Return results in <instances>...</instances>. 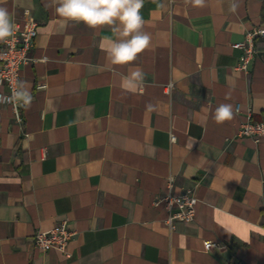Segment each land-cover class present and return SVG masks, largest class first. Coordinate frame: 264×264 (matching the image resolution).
<instances>
[{"label":"crops","instance_id":"0c3cea01","mask_svg":"<svg viewBox=\"0 0 264 264\" xmlns=\"http://www.w3.org/2000/svg\"><path fill=\"white\" fill-rule=\"evenodd\" d=\"M0 7L38 24L20 71L32 102L19 117L0 103V264H264V136L239 135L264 122V42L247 70L234 45L264 27L263 0H144L151 44L123 66L107 60L109 28L51 0ZM135 67L144 79L129 84ZM222 103L234 117L217 123ZM187 191L194 220L170 229L163 199ZM58 223L68 256L34 243Z\"/></svg>","mask_w":264,"mask_h":264},{"label":"clouds","instance_id":"9594fccd","mask_svg":"<svg viewBox=\"0 0 264 264\" xmlns=\"http://www.w3.org/2000/svg\"><path fill=\"white\" fill-rule=\"evenodd\" d=\"M195 5H203L204 0H193ZM54 11L66 21L82 23L90 29L109 28L115 39L109 38L105 49L111 65H130L138 55L150 47L151 34L144 30L145 20L141 14L144 0H51ZM164 7L163 4L160 5ZM233 4L232 8L235 9ZM16 26L9 10L0 7V42L14 36ZM129 84L142 82L143 70L131 69L124 78ZM30 85L18 82L11 96L0 95V103L13 101L28 106L32 102ZM234 117L233 106L220 104L215 109L217 123L229 121Z\"/></svg>","mask_w":264,"mask_h":264},{"label":"built area","instance_id":"2783aa9c","mask_svg":"<svg viewBox=\"0 0 264 264\" xmlns=\"http://www.w3.org/2000/svg\"><path fill=\"white\" fill-rule=\"evenodd\" d=\"M37 21L30 16L24 20L22 28L16 26L14 36L5 42L0 43V89L6 88L7 93L1 92L0 95L11 96L12 90L17 87L21 80V68L33 61L30 57L31 50L35 47V40L38 36ZM257 37H264V27L256 28L247 34L246 41L235 43L234 45L242 51L239 68L243 70L248 69V63L256 54L255 39ZM173 85L168 86L170 90ZM10 104L18 116L19 109L23 106L20 103L13 101ZM236 111H240L239 104L235 106ZM19 117V116H18ZM239 135L253 137L259 141V137L264 136V122L252 121L247 119L242 123L239 129ZM174 141V136H171ZM163 202L165 209L169 211L166 224L170 229L174 227L175 221L190 222L194 220L196 215V204L198 198L187 191L181 196H175L168 193ZM73 235L66 223H58L52 229L37 232L34 236V243L36 247L42 252L50 250H59L67 253V247ZM215 246L214 242H207L205 248L210 250Z\"/></svg>","mask_w":264,"mask_h":264},{"label":"trees","instance_id":"16d2710c","mask_svg":"<svg viewBox=\"0 0 264 264\" xmlns=\"http://www.w3.org/2000/svg\"><path fill=\"white\" fill-rule=\"evenodd\" d=\"M263 7H264V0H263ZM262 20L264 21V9H263V13H262ZM259 41L264 42V37L261 38V39H260V37H257V38L255 39V46H256V44H257Z\"/></svg>","mask_w":264,"mask_h":264}]
</instances>
